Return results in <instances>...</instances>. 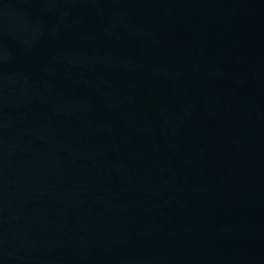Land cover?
Wrapping results in <instances>:
<instances>
[{
	"label": "water",
	"instance_id": "1",
	"mask_svg": "<svg viewBox=\"0 0 264 264\" xmlns=\"http://www.w3.org/2000/svg\"><path fill=\"white\" fill-rule=\"evenodd\" d=\"M0 264H264V0H0Z\"/></svg>",
	"mask_w": 264,
	"mask_h": 264
}]
</instances>
